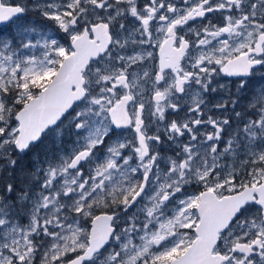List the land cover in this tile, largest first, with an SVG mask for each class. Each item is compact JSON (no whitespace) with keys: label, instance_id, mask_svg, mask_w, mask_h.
I'll use <instances>...</instances> for the list:
<instances>
[{"label":"snow or ice","instance_id":"1","mask_svg":"<svg viewBox=\"0 0 264 264\" xmlns=\"http://www.w3.org/2000/svg\"><path fill=\"white\" fill-rule=\"evenodd\" d=\"M0 264H264V0H0Z\"/></svg>","mask_w":264,"mask_h":264},{"label":"rangeland","instance_id":"2","mask_svg":"<svg viewBox=\"0 0 264 264\" xmlns=\"http://www.w3.org/2000/svg\"><path fill=\"white\" fill-rule=\"evenodd\" d=\"M7 2H9V3H15L16 0H7ZM30 19H31V17H30Z\"/></svg>","mask_w":264,"mask_h":264}]
</instances>
